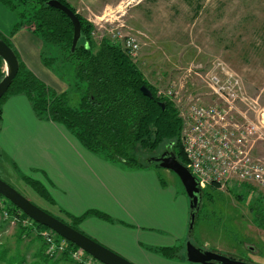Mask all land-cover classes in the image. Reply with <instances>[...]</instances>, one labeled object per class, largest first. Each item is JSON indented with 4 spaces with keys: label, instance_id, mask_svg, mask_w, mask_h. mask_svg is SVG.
I'll return each mask as SVG.
<instances>
[{
    "label": "rangeland",
    "instance_id": "obj_1",
    "mask_svg": "<svg viewBox=\"0 0 264 264\" xmlns=\"http://www.w3.org/2000/svg\"><path fill=\"white\" fill-rule=\"evenodd\" d=\"M68 2L93 24L92 37L97 45L103 37L121 41L125 37L137 39L140 50L133 56L136 64L147 80L162 94L175 92L174 100L177 106L179 99L183 101L200 98L205 104H210L212 98L207 96L210 91L205 84L207 76L213 72H221L224 66L230 69L244 86L243 103L237 104L239 110L237 113L246 117L242 120L245 125L250 123L253 129L256 128L251 134L252 140L256 143L254 156L264 159V0H68ZM57 51L50 45L39 46L35 51L39 67L36 68L30 62L52 89L58 93L67 92L70 105L77 107L81 92L76 87L74 64L65 62L63 58L52 66L44 63V58L55 56ZM219 76L223 77L221 74ZM166 152H170L166 147L157 152L137 147L134 156L143 163L151 164L150 161ZM97 157L103 158L101 155ZM118 165L126 171L145 172L141 175L145 176L147 182L148 177H153L157 184L164 181L173 190L185 194L189 202L190 220V200L176 174L157 168L153 164L145 169H129ZM0 177L40 208H45L70 222L53 209V205L26 185L17 174L11 177L8 172L0 171ZM149 186L151 187V184ZM235 188L226 187L224 190L214 191L213 201L203 199L200 207L202 211L190 234L188 221L186 239L181 241L184 253L187 242H191L204 250L241 258L252 264H264V229L253 222V213L250 211V205H254L264 196V190L248 183L241 184L237 190H232ZM144 215L153 218L154 223L142 219L151 224H160L169 219V214L163 215L158 211L156 215H151L146 210ZM171 215L175 219V215ZM108 223L109 227H112L111 224H120L118 220ZM13 227L14 225L11 228L16 227L17 231L20 226ZM131 233L133 232H129ZM122 235L114 229L103 230L101 237L103 241L100 242L122 245ZM157 235H159L157 239L164 240L158 232ZM93 239L96 240L95 237ZM138 242H141L146 255L147 261L144 260L146 264H158L153 256L161 255L153 250L160 246L158 244L160 240L155 243L144 240ZM138 242L135 241L136 244ZM58 253L57 256L62 252ZM11 261L20 264L18 255L11 258Z\"/></svg>",
    "mask_w": 264,
    "mask_h": 264
},
{
    "label": "trees",
    "instance_id": "obj_2",
    "mask_svg": "<svg viewBox=\"0 0 264 264\" xmlns=\"http://www.w3.org/2000/svg\"><path fill=\"white\" fill-rule=\"evenodd\" d=\"M48 1L50 0H0V3L17 17V24L8 37L0 31V40L14 50L19 60V72L0 101V121L7 100L24 95L39 119L62 125L87 151L96 156L101 155L102 159L111 163L121 164L129 169H145L151 164L160 168L157 162L150 161L151 164L141 162L134 156V150L138 147L157 152L166 147L188 166L181 142L184 124L176 104L159 94V90L147 80L120 40L103 37L97 45L92 37L93 24L80 15L68 0H57L70 8L81 22V39L75 52H72L73 24L64 12L48 6ZM21 29H26L39 38L43 46L50 45L53 50H58L55 56L44 58L47 66L56 64L55 62L62 58L65 62L74 64L76 87L81 92L77 107L70 105L67 92L58 93L52 89L22 61L12 43V38ZM5 76V63L0 57V82ZM142 87L150 89L153 97H146L141 90ZM161 103L165 104V110ZM21 178L41 198L55 205L40 181L28 176ZM218 188V185L212 184L203 190L201 206L205 198L209 201L215 200L213 192L219 190ZM237 189L238 187L232 190ZM236 197L241 199L239 195ZM263 198L264 196L260 197L254 205H250L253 222L262 229H264ZM0 199L9 214L20 219L21 238L35 232L36 238L43 243L45 259L52 260L58 257L57 255L50 257L45 253L47 246L41 233L52 230L34 222L1 195ZM43 210L82 233L84 232L81 231L80 225L90 217L114 222L110 216L97 210H90L79 217L61 211L62 216L70 222L45 208ZM201 211V209L198 211L197 217ZM23 221H29L30 225L24 226ZM56 237L58 243H65L64 251L59 255L61 259L71 264H84L73 257V254L80 250L77 246L57 234ZM183 248L182 245L158 247L153 251L168 260L186 261ZM83 257L95 260L86 253Z\"/></svg>",
    "mask_w": 264,
    "mask_h": 264
},
{
    "label": "crops",
    "instance_id": "obj_3",
    "mask_svg": "<svg viewBox=\"0 0 264 264\" xmlns=\"http://www.w3.org/2000/svg\"><path fill=\"white\" fill-rule=\"evenodd\" d=\"M16 24L17 17L0 3V31L8 37ZM12 43L28 69L47 84L34 68L39 67L35 51L43 45L42 41L21 29L12 38ZM68 132L60 124L39 119L26 96L11 97L3 106L0 121V171L8 172L11 177L17 174L19 178L28 176L40 181L54 201L53 209L60 215L65 211L79 217L97 210L118 220L120 224L109 227L107 221L90 217L80 229L99 242L103 241V230L114 229L122 233V245L102 243L135 264H146L147 261L140 240L149 243L160 240L159 247L182 245L189 221V202L185 194L173 190L164 181L162 185L157 184L153 177H148L147 182L141 175L145 172L126 171L97 157ZM146 210L151 215H156V211L169 214V219L151 224L154 220L144 215ZM9 224L0 215V264H16L11 258L17 255L20 264H71L60 256L46 260L43 243L36 234L21 238L20 231ZM157 232L164 240L157 239ZM153 258L158 264H189L184 259L167 261L158 255Z\"/></svg>",
    "mask_w": 264,
    "mask_h": 264
},
{
    "label": "built area",
    "instance_id": "obj_4",
    "mask_svg": "<svg viewBox=\"0 0 264 264\" xmlns=\"http://www.w3.org/2000/svg\"><path fill=\"white\" fill-rule=\"evenodd\" d=\"M120 42L134 59L140 50L137 39L125 37ZM221 69V72L208 75L205 82L210 91L207 96L212 98L210 104H205L200 98L179 99L177 106L175 92L162 94L159 91V94L176 104L184 124L181 142L188 160L187 167L202 190L212 184L224 190L247 183L264 190V159L254 156L256 143L251 138L256 128L253 129L250 123L245 125L242 120L246 117L237 113V104L243 103V83L227 67ZM0 202L1 218L11 225H19L20 219L12 217ZM23 225H30V222L23 221ZM41 235L47 246L46 255L54 257L58 251H64L65 243L57 242L55 232L44 231ZM84 253L80 249L73 257L84 264H101L84 258Z\"/></svg>",
    "mask_w": 264,
    "mask_h": 264
},
{
    "label": "water",
    "instance_id": "obj_5",
    "mask_svg": "<svg viewBox=\"0 0 264 264\" xmlns=\"http://www.w3.org/2000/svg\"><path fill=\"white\" fill-rule=\"evenodd\" d=\"M47 5L64 12L71 20L74 27L72 52H75L81 39V22L79 18L70 8L57 0H50ZM0 57L3 59L6 67V76L0 82L1 101L19 72V60L14 50L3 40H0ZM141 90L146 97H153L151 90L147 87H142ZM161 106L163 110L166 109L164 103H161ZM152 161L159 163L160 168L169 170L176 174L184 186L186 195L190 200V234L196 223L197 213L200 210L202 203L203 190L201 189L199 182L190 169L185 166L172 152L163 153L162 156L153 159ZM0 195L9 200L34 222L52 230L64 240L83 250L99 263L133 264L122 255L47 213L1 178ZM186 259L189 264H252L241 258L226 256L217 252L198 248L191 242H187L186 244Z\"/></svg>",
    "mask_w": 264,
    "mask_h": 264
}]
</instances>
